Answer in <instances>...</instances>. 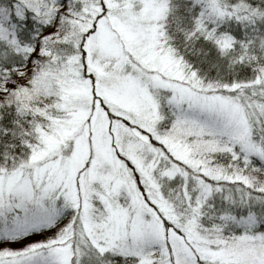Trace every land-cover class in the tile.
Returning a JSON list of instances; mask_svg holds the SVG:
<instances>
[{
    "label": "snow or ice",
    "instance_id": "obj_1",
    "mask_svg": "<svg viewBox=\"0 0 264 264\" xmlns=\"http://www.w3.org/2000/svg\"><path fill=\"white\" fill-rule=\"evenodd\" d=\"M0 264H264V0H0Z\"/></svg>",
    "mask_w": 264,
    "mask_h": 264
}]
</instances>
